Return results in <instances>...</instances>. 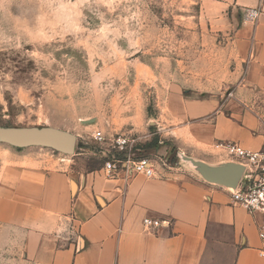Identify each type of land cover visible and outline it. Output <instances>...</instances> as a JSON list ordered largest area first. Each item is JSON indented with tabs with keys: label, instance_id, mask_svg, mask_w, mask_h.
I'll return each instance as SVG.
<instances>
[{
	"label": "rangeland",
	"instance_id": "1",
	"mask_svg": "<svg viewBox=\"0 0 264 264\" xmlns=\"http://www.w3.org/2000/svg\"><path fill=\"white\" fill-rule=\"evenodd\" d=\"M225 2L0 0V151L101 168L100 131L137 139L159 174L188 171L166 103L234 89L242 13ZM51 137L72 151L48 145Z\"/></svg>",
	"mask_w": 264,
	"mask_h": 264
},
{
	"label": "crops",
	"instance_id": "2",
	"mask_svg": "<svg viewBox=\"0 0 264 264\" xmlns=\"http://www.w3.org/2000/svg\"><path fill=\"white\" fill-rule=\"evenodd\" d=\"M242 13L234 47L242 74L224 99L174 95L166 103L183 158L214 169L237 164L216 148L259 152L264 139V0H226ZM257 10L256 20L246 18ZM45 164L0 151V264H263L260 215L228 188L191 170L109 178L79 163ZM161 227L147 232L143 220Z\"/></svg>",
	"mask_w": 264,
	"mask_h": 264
},
{
	"label": "built area",
	"instance_id": "3",
	"mask_svg": "<svg viewBox=\"0 0 264 264\" xmlns=\"http://www.w3.org/2000/svg\"><path fill=\"white\" fill-rule=\"evenodd\" d=\"M257 10H249L246 18L256 20ZM93 140L101 160V169L109 178L123 175L125 180L131 176L141 175L145 178H156L160 174L138 148L137 139L127 135H116L106 138L102 132L93 134ZM216 148L223 150L237 164L243 166V174L235 189L228 188L231 200L249 214L260 215L258 227V255L264 264V139L259 152L246 151L234 143H219ZM156 220H143L147 232L161 227Z\"/></svg>",
	"mask_w": 264,
	"mask_h": 264
},
{
	"label": "water",
	"instance_id": "4",
	"mask_svg": "<svg viewBox=\"0 0 264 264\" xmlns=\"http://www.w3.org/2000/svg\"><path fill=\"white\" fill-rule=\"evenodd\" d=\"M47 144L53 146L61 152L66 153L71 152L73 149V145L67 143L66 140L62 137H51L47 140ZM185 160L190 161L194 167L198 168L201 176L206 182L230 189L236 188L244 171L243 166L240 164H230L211 169L203 163L194 162L187 158H185Z\"/></svg>",
	"mask_w": 264,
	"mask_h": 264
}]
</instances>
